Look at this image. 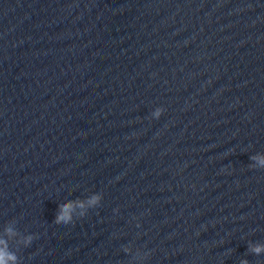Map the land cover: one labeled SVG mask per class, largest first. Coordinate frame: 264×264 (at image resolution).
I'll return each instance as SVG.
<instances>
[{
  "label": "clouds",
  "instance_id": "1",
  "mask_svg": "<svg viewBox=\"0 0 264 264\" xmlns=\"http://www.w3.org/2000/svg\"><path fill=\"white\" fill-rule=\"evenodd\" d=\"M163 108H156L155 111L153 112V116L155 118H159L163 112ZM252 159H255V157H253ZM261 164H264V160H261ZM100 200L99 196H93L91 197L87 203L89 206H95L96 204H98ZM77 206H79L80 208H84L85 204L83 202H76ZM74 210V203L73 202H69L66 203L64 205L60 206V211L58 212L54 222L56 224H69L73 221V217L71 215L72 211ZM84 216V213H81V217ZM9 232H11V229H9ZM34 239V237L29 236L26 240L27 244H30L32 242V240ZM0 244H4L5 248H0V264H8V261H13L15 262L16 257L14 254L8 253L6 251V242L3 240H0ZM251 251L254 252L255 254H260L261 252H264V245H255L251 247ZM244 264H246V262H244Z\"/></svg>",
  "mask_w": 264,
  "mask_h": 264
}]
</instances>
